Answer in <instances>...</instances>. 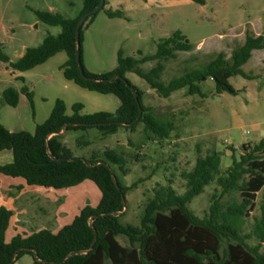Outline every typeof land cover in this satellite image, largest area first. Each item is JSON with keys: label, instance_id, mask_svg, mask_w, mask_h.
Returning <instances> with one entry per match:
<instances>
[{"label": "trees", "instance_id": "1", "mask_svg": "<svg viewBox=\"0 0 264 264\" xmlns=\"http://www.w3.org/2000/svg\"><path fill=\"white\" fill-rule=\"evenodd\" d=\"M205 4L206 0H193ZM101 0H84V8L76 18L60 12L34 9L38 18L48 25L61 26L58 35L49 34L37 46L28 47L25 54L11 61L0 42V61L8 62L14 70L27 71L48 61L61 51L68 60L61 66L64 76L79 86L103 94H114L121 105L116 112L84 113L85 105L76 102L72 114L67 113L64 99L58 98L50 117L38 124L35 132L11 131L0 122V151L12 150V162L1 164L0 173L22 177L28 185L64 189L86 180L94 181L102 192L100 203L86 205L73 222L58 232L43 228L32 233H18L10 241L6 238L13 211L0 207V264H14L22 255L32 254L33 264H264V205L253 222L248 220L256 207L258 193L264 187V139L246 142L242 153L232 151V164L222 172V152L210 150L200 155L190 171L183 172L185 191L179 193L172 183L159 185L148 199L141 225L123 224L120 216L126 208L127 191L136 187L124 186L119 172L130 171L126 153L119 149L93 152L91 157L76 156L62 141V132L98 128L102 134H115L121 127L135 131L143 124L146 140H165L176 130V122L155 113L144 102V92L129 78L136 73L164 98L187 88L190 95H203L202 83L208 78L216 82L217 93L238 94L231 78L242 75L252 79L243 66L250 61L254 50L264 49V35L248 34L243 45L234 49L231 59L219 52L204 67L187 71L164 81L165 61L179 52L191 51L193 45L181 30L162 38L154 55L126 56L121 49L115 69L94 73L83 59V27L99 14L91 15L81 27V58L87 79L77 64V35L79 21L100 4ZM102 10L109 17H125L122 8ZM157 64L150 70L142 64ZM25 81L24 77L19 78ZM133 88L138 91V98ZM25 94L35 115L34 93L28 86L21 89L7 87L0 100L12 104ZM138 157V155H136ZM116 166L118 167L116 169ZM217 181L221 193L213 194L209 211L197 215L190 203L204 193L207 186ZM227 197V198H225ZM124 235L130 245H123L118 236ZM258 240L251 244V240ZM37 254V256H36Z\"/></svg>", "mask_w": 264, "mask_h": 264}, {"label": "rangeland", "instance_id": "2", "mask_svg": "<svg viewBox=\"0 0 264 264\" xmlns=\"http://www.w3.org/2000/svg\"><path fill=\"white\" fill-rule=\"evenodd\" d=\"M7 1L0 0V12L2 5H5L6 18H9L18 13L15 7L19 0H10L9 4ZM25 1L32 3L33 0ZM53 1L57 3L60 13L68 18L79 16L84 8V0ZM113 5L114 9L123 8L125 17L111 18L105 10H101L91 23L83 27L84 64L94 73L115 69L121 49L126 56L140 57L142 55L139 51L144 55H154L162 38L181 30L193 49L179 52L176 58L165 61L166 70L162 79L169 81L187 71L204 67L219 52H224L226 58L231 59L234 49L242 44L247 35L244 29L239 28L240 25L258 21L264 25V0H206L205 4L193 0H114ZM47 27L53 34L62 31L61 26ZM261 29L256 28L257 32ZM156 64V60L150 61L142 64V67L150 70ZM250 68L248 65L247 70ZM252 72L256 73V69H252ZM36 74V71L26 73L36 87L37 115H34L32 108L25 112L23 108L4 103L0 106V122L7 128L34 132L36 124L46 119L47 109L44 106H53L58 98L68 102H82L85 105L84 113L116 112L121 105L120 99L114 94L91 91L76 84V90L59 84L47 85L37 82ZM128 78L143 90L147 106L153 107L156 114L176 122V130L168 139L146 140L143 124L138 125L135 131L121 127L117 133L109 135L102 134L96 127L71 130L62 138L76 156L91 157L93 152H102L108 148L126 153L130 171L122 175L116 166L119 178L127 187L136 182L138 184L126 194V208L120 216V222L125 225H141L148 199L159 185L172 183L179 193H183L186 180L182 174L193 169L200 155H206L212 149L221 151L222 172H225L232 164L230 147L233 146L237 156H240L244 143H257L264 139V93L262 97L259 94H246L244 87L255 82L250 83L242 75L231 79L232 85L240 89L238 94L217 93L216 82L208 78L202 83L203 95H190L188 89L184 88L168 98L161 97L136 73H128ZM258 84L261 86L258 89L264 91V78L259 79ZM7 159L6 153L0 152V163ZM69 190L70 195L63 206L68 214L62 220L64 226L73 222L81 197L94 207L102 198L101 190L92 180H86ZM221 190L217 181L212 182L204 193L194 198L190 207L197 215L205 216L213 194H220ZM262 205L264 187L258 193L256 207L248 225L253 222L254 216L260 214ZM118 240L123 245H130L124 235H119ZM250 242L257 244L258 240ZM33 262L32 254H24L14 264Z\"/></svg>", "mask_w": 264, "mask_h": 264}, {"label": "crops", "instance_id": "3", "mask_svg": "<svg viewBox=\"0 0 264 264\" xmlns=\"http://www.w3.org/2000/svg\"><path fill=\"white\" fill-rule=\"evenodd\" d=\"M9 2L11 3L9 0L7 4H9ZM113 2L114 0H108L107 8L115 10ZM1 8L0 42L3 44L4 51L9 55L11 61H16L21 58L28 47L40 45L49 34L58 35L61 33V31L57 34L50 33L47 27L48 24L41 21L34 11V9H36L60 12L57 3L53 0H33L32 3L19 0L15 7L18 13L9 18H6L5 5H2ZM257 27H262L260 32H257ZM239 28L244 29L247 35L253 34V32L255 33L253 35H264V25L259 21L254 23L247 22L245 25H240ZM223 36L225 35H220V37ZM246 37L242 40L241 45L244 44ZM67 60V52L61 51L45 63L27 71L14 70L10 67L8 62L0 61V100L7 87L13 86L17 89H21L26 85L34 93L35 113L37 115L38 106L35 100L36 87L27 77L26 73L29 71H36L37 74L35 78L37 82L41 81L47 85L59 84L64 88L76 90V83L73 80L67 79L61 68ZM51 63H53V65ZM248 65H250L251 68L247 70ZM243 68L248 74L253 76L252 79L247 78L250 83L255 82L253 85H246L244 87L245 93L248 95L259 94L262 97L264 91L261 88L258 89V87H261L258 84V80L264 78V49L254 50L252 58ZM254 68L256 69V73L252 72ZM20 77H24L25 81L20 80ZM65 102L67 104V113L72 114L70 109L72 110V106L76 102ZM9 105L18 109L23 108L25 112L29 108H32L27 96L23 93H21L14 103ZM54 106L55 103L53 106L51 104L44 106L47 109L45 121L50 117ZM38 124H36V127ZM10 130L16 131L12 128H10ZM66 133L67 132H64L63 136ZM0 152L6 153L8 158L7 161L1 164L13 161L14 155L12 150L7 149ZM70 188L55 189L52 187L28 185L26 180L22 177H11L0 173V207L6 206L13 211L8 229V238L6 237L7 240L10 241L18 233H32L33 231H38L43 228H49L54 232H58L60 230L59 228L64 226L62 225L63 218L68 216L63 206L64 202L68 200V194L70 195ZM80 201L81 202L77 203L76 212L78 213H74L76 214L75 216L88 205L84 197H81Z\"/></svg>", "mask_w": 264, "mask_h": 264}, {"label": "water", "instance_id": "4", "mask_svg": "<svg viewBox=\"0 0 264 264\" xmlns=\"http://www.w3.org/2000/svg\"><path fill=\"white\" fill-rule=\"evenodd\" d=\"M106 0H101L100 4L98 6H96L92 11L87 12L82 19L79 21L77 28H76V35H77V51H76V56H77V64L78 67L81 71V73L83 74V76H85L87 79L90 80H96L88 75H86L85 73V69H84V65L82 62V52H81V27L83 26V24L86 22V20L93 14L100 12L104 6H105ZM134 94L135 96L138 98V91L136 88H133ZM65 132V130L62 132V134ZM37 256V254H36Z\"/></svg>", "mask_w": 264, "mask_h": 264}]
</instances>
